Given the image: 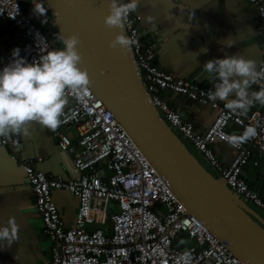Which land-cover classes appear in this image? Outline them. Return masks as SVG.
I'll return each instance as SVG.
<instances>
[{
	"label": "built area",
	"instance_id": "2783aa9c",
	"mask_svg": "<svg viewBox=\"0 0 264 264\" xmlns=\"http://www.w3.org/2000/svg\"><path fill=\"white\" fill-rule=\"evenodd\" d=\"M248 2L256 10L264 41V0ZM0 20L9 21L22 37L20 55L28 62L42 54L37 47L40 37L46 39L49 49H55L50 37L19 0H0ZM124 30L134 40L130 44L133 57L161 117L193 145L235 194L264 212V197L243 176L244 167L255 153L264 156V105L258 103L260 109L250 113L231 112L224 107V101L208 99L212 88L177 77L157 63V43L146 36L134 13ZM12 59H4L0 68ZM259 68L264 69V47ZM261 85L264 80L255 82L256 91ZM165 92L209 104L217 111L211 126L205 130L197 128L170 104ZM65 97L71 104L62 111V122L55 135L59 146L72 155L77 176L65 179L62 175L47 174L35 166L42 157L21 163L51 241L49 264H177L184 252L190 254L188 264H245L203 221L189 213L165 177L89 86L79 99L71 90H66ZM230 125L242 130L251 125L256 132L246 141L230 145L234 159L225 164L213 141L226 142L225 137L232 134L228 131ZM63 126L75 129V140L61 131ZM0 138L4 145L19 146L11 134ZM60 189L70 191L78 199L76 218L69 224L53 200L54 191ZM181 235L192 240L186 250L176 245ZM18 262L19 257L14 255L2 258L0 264Z\"/></svg>",
	"mask_w": 264,
	"mask_h": 264
},
{
	"label": "crops",
	"instance_id": "0c3cea01",
	"mask_svg": "<svg viewBox=\"0 0 264 264\" xmlns=\"http://www.w3.org/2000/svg\"><path fill=\"white\" fill-rule=\"evenodd\" d=\"M134 15L146 36L157 43V63L177 77L199 84L205 80L207 87L214 90L215 75L202 70L207 60L240 53L253 58L258 68L261 64L263 36L256 10L248 0H141ZM229 38L234 41L231 46L221 43ZM22 45V37L12 24L0 20V62L11 57L14 47L21 51ZM249 91H256L255 83L249 86ZM164 95L200 130L209 128L216 117L217 111L209 104L180 94L165 92ZM65 100L63 110L71 104L69 98ZM256 109L260 106L253 103L245 113ZM28 128V135L11 134L19 142L17 147L4 145L0 138V224H6L11 217L18 225L17 238L11 245H0V261L17 255L18 264H49L51 241L44 231L36 198L21 163L24 159L36 161L42 157V161L35 163L38 169L65 179L77 176V170L72 155L59 146L56 129L50 130L36 121L30 122ZM60 129L75 140L72 126ZM228 131L238 134L242 129L230 125ZM213 147L225 164L233 161L234 149L228 143L215 139ZM259 159L255 153L244 167L243 175L251 188L264 197V156L262 169L257 164ZM53 200L63 220L72 223L78 199L70 191L60 189L54 191ZM259 213L264 216V212Z\"/></svg>",
	"mask_w": 264,
	"mask_h": 264
},
{
	"label": "water",
	"instance_id": "95a60500",
	"mask_svg": "<svg viewBox=\"0 0 264 264\" xmlns=\"http://www.w3.org/2000/svg\"><path fill=\"white\" fill-rule=\"evenodd\" d=\"M44 3L54 17V28L45 31L53 46L60 47L53 33L79 37L80 63L88 70V86L115 114L189 213L203 221L245 264H264V216L235 194L223 177L208 169L161 117L130 45L126 49L109 46L119 29L104 22L108 0ZM201 84L208 85L205 80ZM257 164L263 168L261 157Z\"/></svg>",
	"mask_w": 264,
	"mask_h": 264
},
{
	"label": "clouds",
	"instance_id": "9594fccd",
	"mask_svg": "<svg viewBox=\"0 0 264 264\" xmlns=\"http://www.w3.org/2000/svg\"><path fill=\"white\" fill-rule=\"evenodd\" d=\"M140 3L141 0H108L104 22L110 28L119 29L109 42L110 47L126 49L134 43L124 28ZM34 11L40 15L46 13L44 0H35ZM56 38L61 47L49 49L46 39L40 37L37 47L42 54L32 62L20 55L19 47H14L11 52L13 59L0 68V137L28 135V124L32 121L54 131L62 122L66 90L73 91L77 99L87 90L90 77L80 63L79 37L75 34L65 36L59 31ZM221 43L231 46L234 41L229 38ZM202 70L216 77L214 90L208 92L209 100L224 101L226 109L238 114H244L253 103L264 105V85L257 91H249L252 83L264 80V69L258 68L253 58L240 53L213 58L202 65ZM255 132V128L249 125L242 132L229 134L225 139L229 145L235 146L253 137ZM17 235L18 225L14 218L0 224V245H11ZM189 257L190 254L184 252L177 264H188Z\"/></svg>",
	"mask_w": 264,
	"mask_h": 264
},
{
	"label": "rangeland",
	"instance_id": "374dc122",
	"mask_svg": "<svg viewBox=\"0 0 264 264\" xmlns=\"http://www.w3.org/2000/svg\"><path fill=\"white\" fill-rule=\"evenodd\" d=\"M23 1V5L26 8V11L28 12L29 15L33 16L34 19L36 20V22L40 25V27L44 30V31H48V30H52L54 28V17L52 16L50 10L48 9V7H46L45 3V7L47 8V11L44 15H40L38 13H36L34 11V1L32 0H22ZM57 33H53L52 37H55ZM59 46L61 47V44L58 41ZM178 134V133H177ZM179 137L186 143L187 147L191 150V152L193 154H195L199 160L208 168V169H212L207 161L202 157V155L200 153H198L195 148L193 147L192 144H190L187 140H185L182 136L179 135ZM215 173V172H214ZM109 174V173H108ZM254 209H257L259 212L263 213L262 210L258 209L257 207L253 206ZM264 214V213H263ZM192 240L189 239L188 237H186L185 235H181L178 237L177 241H176V245L178 247H180L183 250L188 249V247L191 245Z\"/></svg>",
	"mask_w": 264,
	"mask_h": 264
},
{
	"label": "trees",
	"instance_id": "16d2710c",
	"mask_svg": "<svg viewBox=\"0 0 264 264\" xmlns=\"http://www.w3.org/2000/svg\"><path fill=\"white\" fill-rule=\"evenodd\" d=\"M23 4V3H22ZM23 8H24V10L26 11V8H25V6L23 5ZM27 12V11H26ZM28 13V12H27ZM31 16V15H30ZM32 17V19L34 20V21H36L35 19H34V17L33 16H31ZM111 211H114V207H112L111 208Z\"/></svg>",
	"mask_w": 264,
	"mask_h": 264
},
{
	"label": "flooded vegetation",
	"instance_id": "af4514ba",
	"mask_svg": "<svg viewBox=\"0 0 264 264\" xmlns=\"http://www.w3.org/2000/svg\"><path fill=\"white\" fill-rule=\"evenodd\" d=\"M21 3H23V1L22 0H19Z\"/></svg>",
	"mask_w": 264,
	"mask_h": 264
}]
</instances>
